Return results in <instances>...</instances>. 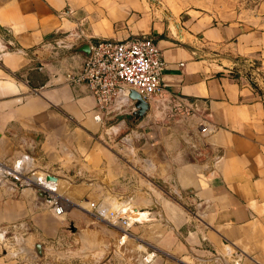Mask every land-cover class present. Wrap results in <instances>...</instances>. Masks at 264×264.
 Segmentation results:
<instances>
[{"label": "crops", "instance_id": "1", "mask_svg": "<svg viewBox=\"0 0 264 264\" xmlns=\"http://www.w3.org/2000/svg\"><path fill=\"white\" fill-rule=\"evenodd\" d=\"M154 2L0 0V264H264V0ZM135 37L165 62L138 120L67 79Z\"/></svg>", "mask_w": 264, "mask_h": 264}, {"label": "built area", "instance_id": "2", "mask_svg": "<svg viewBox=\"0 0 264 264\" xmlns=\"http://www.w3.org/2000/svg\"><path fill=\"white\" fill-rule=\"evenodd\" d=\"M88 46L89 55L83 61L81 70L68 72L67 79L72 84H84L100 110H107L113 104L121 88L133 89L145 100L157 96L162 90L161 76L165 62L151 38L91 41ZM94 120L99 121L100 116H94ZM20 166L21 161L15 162L11 168L0 164V172L13 179H18ZM20 182L22 185L36 183L42 186L52 194L47 200L49 207L57 215L63 213V205L54 196L57 185L47 180L46 176L36 174L34 178H24ZM91 208L93 205L89 204L88 209ZM121 223L127 228L130 221L124 219Z\"/></svg>", "mask_w": 264, "mask_h": 264}, {"label": "water", "instance_id": "3", "mask_svg": "<svg viewBox=\"0 0 264 264\" xmlns=\"http://www.w3.org/2000/svg\"><path fill=\"white\" fill-rule=\"evenodd\" d=\"M79 52L85 54V59H86L89 55V46L88 45L82 46L79 49ZM78 70H81V67L78 68ZM120 90L133 103L132 115L135 117V120H138L139 118L143 117L149 109V105H148L147 101L138 92H136L133 89L121 88ZM47 180L54 181V179L50 178V177H48Z\"/></svg>", "mask_w": 264, "mask_h": 264}, {"label": "rangeland", "instance_id": "4", "mask_svg": "<svg viewBox=\"0 0 264 264\" xmlns=\"http://www.w3.org/2000/svg\"><path fill=\"white\" fill-rule=\"evenodd\" d=\"M146 2H147V4H149V6L152 8V10L153 9H156L157 7H159L158 6V4H156L155 2H154V0L152 1V0H146ZM89 204H87V205H85L86 207L88 206ZM107 216V215H106ZM111 217H113V216H111Z\"/></svg>", "mask_w": 264, "mask_h": 264}, {"label": "trees", "instance_id": "5", "mask_svg": "<svg viewBox=\"0 0 264 264\" xmlns=\"http://www.w3.org/2000/svg\"><path fill=\"white\" fill-rule=\"evenodd\" d=\"M254 68H255V66H254ZM253 84V83H252ZM253 86H256L255 84H253Z\"/></svg>", "mask_w": 264, "mask_h": 264}, {"label": "bare ground", "instance_id": "6", "mask_svg": "<svg viewBox=\"0 0 264 264\" xmlns=\"http://www.w3.org/2000/svg\"><path fill=\"white\" fill-rule=\"evenodd\" d=\"M85 204V203H84ZM85 205H87V204H85ZM87 208H88V206H87Z\"/></svg>", "mask_w": 264, "mask_h": 264}]
</instances>
